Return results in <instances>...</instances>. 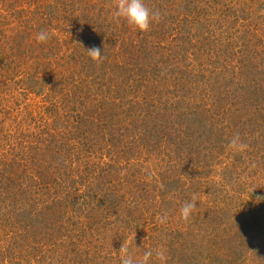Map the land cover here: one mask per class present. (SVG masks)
Wrapping results in <instances>:
<instances>
[{
  "label": "rangeland",
  "instance_id": "374dc122",
  "mask_svg": "<svg viewBox=\"0 0 264 264\" xmlns=\"http://www.w3.org/2000/svg\"><path fill=\"white\" fill-rule=\"evenodd\" d=\"M119 3L0 0V264H264V0Z\"/></svg>",
  "mask_w": 264,
  "mask_h": 264
},
{
  "label": "clouds",
  "instance_id": "9594fccd",
  "mask_svg": "<svg viewBox=\"0 0 264 264\" xmlns=\"http://www.w3.org/2000/svg\"><path fill=\"white\" fill-rule=\"evenodd\" d=\"M116 16L123 18L130 26L134 29L145 32L149 30L151 23L157 18L158 14L150 13V10L145 6L144 0H120V3L116 8ZM37 39L39 41H46L48 39V34L46 32H41ZM92 59H100L102 54L99 49H93L89 51ZM194 204L186 203L181 209V218L187 220L192 214ZM166 217H161V222H164ZM120 262L121 264H135L133 258L128 254L126 248H121L120 250ZM153 253L148 250L144 253L143 260L140 264H149V260Z\"/></svg>",
  "mask_w": 264,
  "mask_h": 264
},
{
  "label": "trees",
  "instance_id": "16d2710c",
  "mask_svg": "<svg viewBox=\"0 0 264 264\" xmlns=\"http://www.w3.org/2000/svg\"><path fill=\"white\" fill-rule=\"evenodd\" d=\"M253 83V82H252ZM236 95V94H235ZM229 99V98H228ZM58 165V164H57Z\"/></svg>",
  "mask_w": 264,
  "mask_h": 264
}]
</instances>
